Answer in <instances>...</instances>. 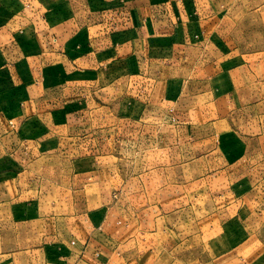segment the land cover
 Listing matches in <instances>:
<instances>
[{"label":"crops","instance_id":"1","mask_svg":"<svg viewBox=\"0 0 264 264\" xmlns=\"http://www.w3.org/2000/svg\"><path fill=\"white\" fill-rule=\"evenodd\" d=\"M250 31H264V0H0V264H264L262 216L242 209L264 214V190L245 165L229 183L236 158L264 181V42L241 50ZM141 70L153 103L135 99ZM170 105L191 109L181 136L128 168L111 150L73 168L50 156V129L66 141L83 112L90 128ZM216 182L240 195L226 215L177 213Z\"/></svg>","mask_w":264,"mask_h":264},{"label":"rangeland","instance_id":"2","mask_svg":"<svg viewBox=\"0 0 264 264\" xmlns=\"http://www.w3.org/2000/svg\"><path fill=\"white\" fill-rule=\"evenodd\" d=\"M247 19H254V16H246ZM201 34L194 33L193 38H195L194 42H197L199 40ZM190 35L187 37V42L191 41ZM231 42V41H230ZM264 42V31H250V34H248L247 42L242 41L243 48L241 50H249L251 48H255V45H262ZM193 43V42H191ZM190 43V44H191ZM231 45V46H230ZM225 46V51H229L230 49H238V42H232V44ZM257 46V47H258ZM223 51V49H221ZM201 58H206V56H201ZM150 64H147V69ZM152 65H150L151 68ZM149 74L145 72V70H141L140 72L136 71L134 73V77L132 80L130 79V83L132 82V85L134 84V94L135 99L137 102L140 103H153L148 100L149 97V91L152 89L153 84L156 82V80L152 79H145ZM154 75V74H153ZM152 75V77H153ZM131 85V86H132ZM121 87V84H120ZM120 95L117 96L118 101L121 102L124 96H122V93H125V89L120 90ZM105 96L103 95L102 99L103 103H106ZM143 101H140L139 99H142ZM131 99V98H130ZM160 103H156V105H159ZM121 107V106H120ZM190 108L186 107H179L177 108L175 105H170L164 108L162 110L155 112H149L144 110L139 116L132 117V114L130 112H127L126 110L123 111V108L121 107V110L119 113H111V117L107 118L110 113L106 114L103 113L102 118H99V122L96 127H90L88 128L85 125V119L87 113L83 112L81 113L83 122L81 123L82 127L78 129L77 132L72 134H66L68 139L65 141L63 139V132L59 131H53L50 129V135L56 137V143L55 148H52V145H50V156H53V154L61 155L64 154L65 159L64 162L66 165L70 168H73L74 165V159L75 155L77 153L84 154V155H92L94 156L95 153H101L103 151H112V154L114 157H117L120 163H123L121 168H124L127 166L130 167L134 165L137 161V158L139 155V150L141 146L143 145H149L151 148L153 147H160L162 144H164V136L168 133L170 135L173 133L175 135L174 141L176 138H179L181 136V126L185 123V115L189 114ZM79 114L78 112L76 120L79 121ZM115 119V120H113ZM10 124L13 123L10 121ZM79 124V122H78ZM112 124V127H111ZM234 129L235 131L239 128L238 125H235ZM13 130H16L15 127H12ZM44 127L39 129V132L44 131ZM237 132V131H236ZM24 133V132H23ZM99 134V135H98ZM98 135V136H96ZM216 136H220V133H216ZM168 140V139H167ZM53 145V147H54ZM102 145V147H101ZM97 148V151L95 149ZM109 148V150H108ZM134 159V160H133ZM101 163V161H99ZM103 162L107 163L108 160H104ZM218 165L220 166L222 161L216 160ZM74 164V165H73ZM229 166L231 176L229 177V183L235 179L237 176L240 175V167L242 165H245L247 170L249 171V177L251 178L253 183L254 197H258V195L262 194L263 192L261 190H264V181H262L261 185V173H260V166L259 168H254L255 163H248V161L244 160V164L240 163V160L238 158L232 159L229 161ZM257 164V163H256ZM257 174V175H256ZM216 182V188L209 192L208 200L204 197L202 198L201 195L203 193H198L196 195H192V198L185 197V200L183 201V205L179 207V210L177 213L180 212V216H182L185 219H188L190 221L191 216H202V215H208L209 217L213 218H221L224 215L228 213V206H232L234 203L233 199H237L236 192L234 190L233 183L228 185H221L217 187ZM263 187V189H262ZM238 189V186H237ZM256 190V191H255ZM260 190V191H258ZM185 194V193H184ZM119 194L117 192H113L112 197L113 199H117ZM206 199V200H205ZM207 207V211H204V207ZM256 205H251L250 202L246 204V207L244 208H254L259 213L260 217L262 216V223L259 225L258 232L262 235V244H264V214H262V211L259 207H254ZM182 207V209H181ZM236 210V216L238 217L239 208L238 206ZM252 209V211L254 210ZM197 216V217H198ZM195 218V222L199 221V218ZM192 221V220H191ZM119 223H121L120 220H118ZM196 226V224L194 225ZM193 226V227H194ZM192 230V226H185L181 233V236L185 238L186 233L188 231ZM249 230H247L246 233H248ZM196 233H193L195 235ZM194 243V242H193ZM200 243V241L198 242Z\"/></svg>","mask_w":264,"mask_h":264}]
</instances>
